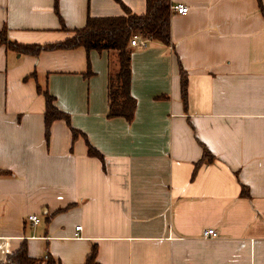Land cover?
<instances>
[{
    "label": "crops",
    "instance_id": "obj_1",
    "mask_svg": "<svg viewBox=\"0 0 264 264\" xmlns=\"http://www.w3.org/2000/svg\"><path fill=\"white\" fill-rule=\"evenodd\" d=\"M171 2L189 8L173 13L172 45L132 47L131 124L107 118L115 51L33 57L0 42V262L26 243L56 264H84L95 245L100 264H264V0ZM123 6L146 12V0H0V31L59 43ZM38 87L85 137L64 121L46 137Z\"/></svg>",
    "mask_w": 264,
    "mask_h": 264
},
{
    "label": "trees",
    "instance_id": "obj_2",
    "mask_svg": "<svg viewBox=\"0 0 264 264\" xmlns=\"http://www.w3.org/2000/svg\"><path fill=\"white\" fill-rule=\"evenodd\" d=\"M119 1V0H118ZM261 7L262 0H259ZM125 15L111 18H89L87 25L76 30L75 35L63 42L47 45H21L12 42L6 34L0 31V42L8 50L19 54L38 57L44 51L57 50H79L83 49L87 53L91 51H115L117 53V69L110 74L109 78V108L108 119L122 118L128 123H132L136 116L137 100L132 94V55L133 49L131 41L135 37L148 39L150 42L171 46L172 40V2L171 0H146V12L143 15L134 14L129 8L123 6ZM55 11L61 20L58 3L56 1ZM63 29H66L63 25ZM182 99L187 104L188 99V75L182 65L180 66ZM32 77H35L34 75ZM27 77L25 80L29 79ZM39 94L45 98V134L49 138L51 126L56 121L67 123L76 140L83 135L79 130L71 125L69 114L62 112L56 106V98L47 90L37 88ZM88 155L97 157L104 162V156L86 139ZM213 155L205 148L204 158L197 164L210 162ZM196 175V171L194 173ZM245 194V188L243 189ZM98 247L95 245L88 255L84 264H100L97 261ZM0 264H56L50 256L46 258H33L29 254L28 246L23 243L18 251L9 255Z\"/></svg>",
    "mask_w": 264,
    "mask_h": 264
},
{
    "label": "built area",
    "instance_id": "obj_3",
    "mask_svg": "<svg viewBox=\"0 0 264 264\" xmlns=\"http://www.w3.org/2000/svg\"><path fill=\"white\" fill-rule=\"evenodd\" d=\"M172 12L173 13H178L181 15H187L189 13V8L187 6L184 5H176V6H172ZM149 40L148 39H143L140 37H135L132 41H131V47H136V48H146L149 44ZM29 222H31L34 226L38 225L41 222V219L38 216L32 215L28 217ZM77 232L81 230V226H78L76 228ZM78 236V234H77ZM204 237H213L216 238L218 237V233L215 230H207L204 233Z\"/></svg>",
    "mask_w": 264,
    "mask_h": 264
},
{
    "label": "rangeland",
    "instance_id": "obj_4",
    "mask_svg": "<svg viewBox=\"0 0 264 264\" xmlns=\"http://www.w3.org/2000/svg\"><path fill=\"white\" fill-rule=\"evenodd\" d=\"M117 69V65L116 62L114 63V67L112 66V72L115 71Z\"/></svg>",
    "mask_w": 264,
    "mask_h": 264
}]
</instances>
